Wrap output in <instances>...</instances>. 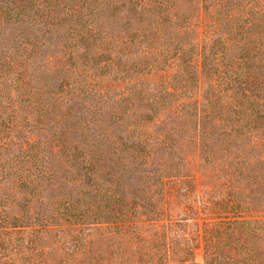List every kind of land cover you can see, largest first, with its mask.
<instances>
[{
  "label": "trees",
  "instance_id": "trees-1",
  "mask_svg": "<svg viewBox=\"0 0 264 264\" xmlns=\"http://www.w3.org/2000/svg\"><path fill=\"white\" fill-rule=\"evenodd\" d=\"M264 264V0H0V264Z\"/></svg>",
  "mask_w": 264,
  "mask_h": 264
},
{
  "label": "rangeland",
  "instance_id": "rangeland-1",
  "mask_svg": "<svg viewBox=\"0 0 264 264\" xmlns=\"http://www.w3.org/2000/svg\"><path fill=\"white\" fill-rule=\"evenodd\" d=\"M194 262L196 264H202V262H203V259H202V250H201L200 247L195 250V253H194Z\"/></svg>",
  "mask_w": 264,
  "mask_h": 264
}]
</instances>
